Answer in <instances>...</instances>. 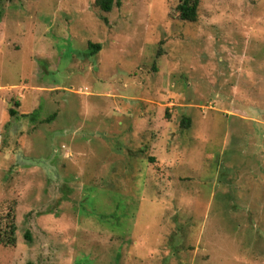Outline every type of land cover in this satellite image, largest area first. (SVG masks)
Here are the masks:
<instances>
[{
	"label": "rangeland",
	"instance_id": "1",
	"mask_svg": "<svg viewBox=\"0 0 264 264\" xmlns=\"http://www.w3.org/2000/svg\"><path fill=\"white\" fill-rule=\"evenodd\" d=\"M96 1L0 0V264H264V0Z\"/></svg>",
	"mask_w": 264,
	"mask_h": 264
},
{
	"label": "trees",
	"instance_id": "2",
	"mask_svg": "<svg viewBox=\"0 0 264 264\" xmlns=\"http://www.w3.org/2000/svg\"><path fill=\"white\" fill-rule=\"evenodd\" d=\"M118 4L119 2H117V0H97L95 2L96 6H98L101 10L107 13L111 12L113 8ZM198 9H199V0H181L179 5L177 6V11L179 13L180 18L183 21H189V22H195L197 20ZM90 46L92 49L91 54H94L101 49L100 45L90 44ZM11 113L13 115H16L15 111H12ZM183 123L185 124L186 127H189L191 124V120L186 119L183 121ZM8 227H9L8 230H2V228H0V244L10 245L14 243L13 235L15 234L16 226L13 220L10 222Z\"/></svg>",
	"mask_w": 264,
	"mask_h": 264
}]
</instances>
